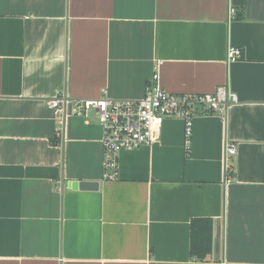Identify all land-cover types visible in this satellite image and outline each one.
<instances>
[{"label": "crops", "instance_id": "crops-1", "mask_svg": "<svg viewBox=\"0 0 264 264\" xmlns=\"http://www.w3.org/2000/svg\"><path fill=\"white\" fill-rule=\"evenodd\" d=\"M158 61L168 92L239 101L194 117L188 154L164 119L104 179L97 114L68 106L58 135L45 100L140 98ZM194 218L212 220L205 260ZM0 264H264V0H0Z\"/></svg>", "mask_w": 264, "mask_h": 264}, {"label": "built area", "instance_id": "built-area-1", "mask_svg": "<svg viewBox=\"0 0 264 264\" xmlns=\"http://www.w3.org/2000/svg\"><path fill=\"white\" fill-rule=\"evenodd\" d=\"M228 12L230 19H233L236 9L230 7ZM241 56L240 47L228 46L227 60L234 61ZM160 64L161 61L156 63L157 69L153 72L140 98L104 96L96 99H79L59 92L45 100L59 123L55 127L58 135L61 133V124L67 117L66 108L68 106L72 108L71 113L75 115L85 116L89 110L97 114L102 131V175L104 179L117 178L119 152L156 142L164 119L182 120L183 145L188 154L194 117L201 113H215L224 116L229 108L239 101L237 94L225 86H218L214 91L204 93L168 92L159 84ZM236 151L234 144L226 143L224 156L226 180H229L228 177L232 171L229 158L236 154Z\"/></svg>", "mask_w": 264, "mask_h": 264}, {"label": "trees", "instance_id": "trees-1", "mask_svg": "<svg viewBox=\"0 0 264 264\" xmlns=\"http://www.w3.org/2000/svg\"><path fill=\"white\" fill-rule=\"evenodd\" d=\"M212 244V220L210 218H194L190 222V254L205 260Z\"/></svg>", "mask_w": 264, "mask_h": 264}, {"label": "water", "instance_id": "water-1", "mask_svg": "<svg viewBox=\"0 0 264 264\" xmlns=\"http://www.w3.org/2000/svg\"><path fill=\"white\" fill-rule=\"evenodd\" d=\"M69 187L81 190H95L98 188V182L71 181Z\"/></svg>", "mask_w": 264, "mask_h": 264}]
</instances>
